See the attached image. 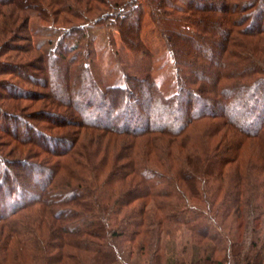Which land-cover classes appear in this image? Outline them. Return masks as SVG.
Returning a JSON list of instances; mask_svg holds the SVG:
<instances>
[{
    "label": "trees",
    "instance_id": "1",
    "mask_svg": "<svg viewBox=\"0 0 264 264\" xmlns=\"http://www.w3.org/2000/svg\"><path fill=\"white\" fill-rule=\"evenodd\" d=\"M150 1L177 65L178 91L166 94L152 76L128 75L124 85L103 91L110 99L105 102L108 115L92 119L90 110L84 114L67 92L73 69L91 77L95 41L87 30L91 16L83 14L99 10V3L113 7L96 20L110 19L134 50L151 54L141 37L143 2L0 0V139H5L0 140V218L23 249L39 250L45 230L56 227L64 244L73 241L70 233L96 222L100 235L108 228L112 237H119L126 234L120 228L128 219L130 241L137 240L140 250L161 249L151 264H218L223 260L220 251L236 249L237 255L243 245L241 233L264 223V0ZM34 13L52 17V27L63 29L43 52L30 34H23ZM15 38L27 45H13ZM84 40L89 48L81 52ZM9 51L25 53L24 59L4 57ZM59 60L64 62L60 68L65 78L53 84L63 90L56 104L76 106V117L81 118L48 106L31 110V104L19 102L46 98L29 85L52 87L45 74L55 63L59 68ZM145 96L150 111L142 112ZM120 106L115 116L120 122L112 124L115 117L109 113ZM47 122L53 128L100 124L135 142L132 149L113 157L95 150L92 142L49 131ZM25 145L34 151L21 154L20 146ZM257 150L259 156L249 160L246 155ZM42 154L48 156L41 160ZM34 205L35 218H24L22 211ZM176 225L186 227L197 246L189 261L175 256V250L171 256L162 253L163 234ZM74 244L79 249L75 257L64 248L60 260H53L54 255L31 260L115 264L122 257L113 244L87 238ZM92 252L98 257L92 258ZM101 252L110 257L104 260ZM170 257L173 261L166 262Z\"/></svg>",
    "mask_w": 264,
    "mask_h": 264
},
{
    "label": "rangeland",
    "instance_id": "2",
    "mask_svg": "<svg viewBox=\"0 0 264 264\" xmlns=\"http://www.w3.org/2000/svg\"><path fill=\"white\" fill-rule=\"evenodd\" d=\"M141 1L143 2L145 7L144 18L142 21L141 37L148 49L151 51V54H148L144 51L134 50L129 44L124 41L117 24L112 23L110 19L105 18L103 21L96 20L100 18L105 11L112 9L113 7L107 5L105 6V4L99 3V10H92L91 12L86 11L85 8L82 7V9L87 12H85L83 15L91 16L92 20L87 30L95 41V54H93V56L95 57L89 61L92 84L91 77L89 76L88 79L87 75L82 72L83 70L79 69L78 71L76 69H73L75 72L73 74L72 80L70 81L71 85L68 88L67 92L69 94V98H71L72 101H79L78 107L79 109H84L83 111L81 110L84 114L85 111L90 110L87 114L88 116L89 114H91L90 116H94L92 119H94L95 116L108 115L106 111V104L109 103L110 99L107 98L105 92L104 95L102 93L110 85H124L128 75H133L139 78L152 76L166 94H172L178 91L179 83L177 65L173 58V54L168 47L167 38L164 32L153 18L152 13L154 5L150 0ZM53 24L54 23L52 21V17H46L43 13H34L30 17V26L28 31H23V34H30L34 43L40 45L43 52V50L46 51L52 46V42H55L58 38L59 33H62L63 31V29L61 28L56 29L55 26L53 28ZM69 40L70 39H68V41ZM83 42L85 43L83 44L82 49H79L82 50L81 52H85L88 47L87 41L84 40ZM11 43L18 46L27 45L26 40L16 38L13 39ZM33 53L40 54L39 51H33ZM73 54L74 53H72L71 55ZM23 55H25V53L9 51V53L5 54L4 57H10L13 60H23ZM39 62L41 61L39 60ZM57 64L59 68L55 67V63V68L49 67V70L47 71L49 74H45L49 75V85L52 87H39L34 84L29 85L31 87L33 86V88L37 87L39 90H42L46 98L41 99L40 101L25 98L19 102H21V104L23 105L31 104V110L40 108L42 106H48L50 108H55L59 112L67 114L68 116L81 118L79 116L76 117V106H58V104H56L57 101L59 102L61 98L58 96L63 95V90H60L58 86H53V84L55 81L61 82L65 78L63 77L64 75H62L63 73L60 68L64 65V62H60L59 60ZM52 71H54L53 73L56 74H52ZM57 88H59L58 92ZM64 89L66 90L65 87ZM114 93L117 92H113V94ZM55 96L57 98L56 100ZM117 98H119V96ZM145 99H147L146 96L145 98H143L142 105L140 104L142 112H146L147 109L150 111V103L146 102ZM90 103H92V105H89ZM5 104L9 106L8 101H6ZM154 105L155 104H153L152 106L154 107ZM15 107H13L12 109H15ZM121 108V106L116 109L113 108V110H111V112L109 113L110 118L117 116L122 111ZM111 122L112 124H114L115 122L119 123L120 120L115 117V119L111 118ZM87 124L88 123L71 124L64 125L62 127L56 126L54 128L52 127L50 122H47L45 125L48 126L47 129L49 131L54 132L57 135L70 134L73 138H79L78 140L92 142L95 150H99V152L102 151V154L107 151V153L112 155L113 157H116V154L123 155L128 150L133 148L132 146L135 142V139L133 137L125 134L112 133L115 131H111L108 128H106L108 129L106 130L104 129L105 127L100 124L97 125L98 127H92L91 125ZM201 126L205 127L204 125ZM0 140L1 142L5 141L4 138H1ZM10 146L11 145H7L6 149L8 150ZM29 146L30 145L20 146L21 154L25 155L34 151V147L32 150L29 148ZM259 154V150H257L253 151V153L251 152L247 154L246 156L249 160H255V158H257ZM45 155L47 154H42L41 156H39L40 158H38L42 160ZM51 158L52 162H56V156H51ZM113 160L114 159L112 158V161ZM123 162H125V160H123ZM93 173L94 172L88 173V177L90 179ZM121 191H123V188H121ZM59 206L60 205H58L57 207ZM36 208H38V206L34 205L22 211V214H26V217L24 218L30 217L34 219L36 215ZM1 216L2 214L0 213V217ZM62 217L66 218L67 216L64 215ZM122 223L123 225L120 230L123 229L126 233L125 235L112 237L108 228H105L104 232H102L103 235H100L101 229H99V222H96L79 232L70 233L68 237H70L73 241H70L71 243L69 244H64L63 239H61V237L59 236L60 233L58 227L54 228L53 231L45 230V242H40L38 244V247L36 244L37 242H33V245L39 248V250H36L34 249V246L32 247V249H23L21 246H19L18 241L14 239L15 237L10 234V229L7 226H4L5 224L0 218V264H36V262H33V260H31L32 258L38 257L39 260H41V258L46 259L51 255H54L53 260H55V258L60 260L64 248L68 251V254L75 257L79 253V249L74 246V243H76V240H80L81 238L94 240L96 242H99L100 244L115 245V247L120 250V256H122L115 264H151L152 261L156 260V255H158L157 253H159L161 249H153L152 251H150L149 249L140 250V246L137 240L130 241L128 219L127 221L125 220ZM228 231H230V229ZM244 235L246 239L244 238ZM241 238L243 241V245L240 246L241 248L238 254L236 255V249L233 251V249L230 250L227 248V250L225 251H220V254H222L223 256V260L218 264H237V259L241 260L240 264H246V261L250 262V264H264V223H261L257 229H254L253 224L250 229L245 232V234L241 233ZM152 240H154V238H152ZM162 241V245L166 246L165 250L163 248L162 253L168 251V253L166 254L167 256L173 255L175 253V250L177 252V255L175 254V256L189 261V258H191L193 256V253L196 252L197 246L196 244L194 245L192 242H190V233L184 226L176 225L174 227V231H171L169 234H163ZM43 245H45L47 248L48 246H50L51 250H42L40 247H42ZM90 255L92 256V258L98 257L97 252H92L90 253ZM99 255V257H103L104 260H107L110 257L107 252H101ZM171 258L172 257H170L169 259H165L166 262L168 260L173 261V259ZM46 263L49 264V262ZM58 264H61V262L58 261ZM169 264H171V262H169Z\"/></svg>",
    "mask_w": 264,
    "mask_h": 264
}]
</instances>
